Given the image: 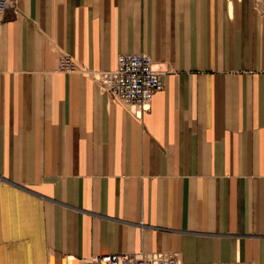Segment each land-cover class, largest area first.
I'll return each instance as SVG.
<instances>
[{
	"label": "crops",
	"instance_id": "0c3cea01",
	"mask_svg": "<svg viewBox=\"0 0 264 264\" xmlns=\"http://www.w3.org/2000/svg\"><path fill=\"white\" fill-rule=\"evenodd\" d=\"M16 3L0 18V264H264V0ZM122 54L165 72L142 114L96 81Z\"/></svg>",
	"mask_w": 264,
	"mask_h": 264
},
{
	"label": "built area",
	"instance_id": "2783aa9c",
	"mask_svg": "<svg viewBox=\"0 0 264 264\" xmlns=\"http://www.w3.org/2000/svg\"><path fill=\"white\" fill-rule=\"evenodd\" d=\"M16 0H0V18L7 9L16 8ZM60 71L79 70L73 58L60 55ZM165 72L157 68L147 54H122L118 66L113 71L101 72L95 78L101 91L110 103L119 104L142 114L150 110L156 94L165 88ZM62 264H185L181 255L175 252H151L140 254H106L90 258H67ZM233 264H246L236 262Z\"/></svg>",
	"mask_w": 264,
	"mask_h": 264
}]
</instances>
